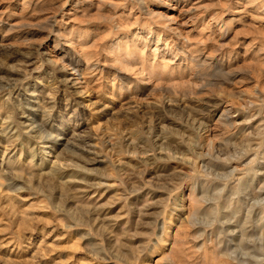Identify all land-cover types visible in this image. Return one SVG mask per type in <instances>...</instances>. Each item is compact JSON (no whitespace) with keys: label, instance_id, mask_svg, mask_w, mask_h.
<instances>
[{"label":"rangeland","instance_id":"obj_1","mask_svg":"<svg viewBox=\"0 0 264 264\" xmlns=\"http://www.w3.org/2000/svg\"><path fill=\"white\" fill-rule=\"evenodd\" d=\"M157 263L264 264V0H0V264Z\"/></svg>","mask_w":264,"mask_h":264},{"label":"bare ground","instance_id":"obj_2","mask_svg":"<svg viewBox=\"0 0 264 264\" xmlns=\"http://www.w3.org/2000/svg\"><path fill=\"white\" fill-rule=\"evenodd\" d=\"M153 15H155L156 14V12H154V13H152ZM175 29V32H177V33H180L181 32V29H180V27L179 26H177V27H175L174 28ZM77 71V70H76ZM86 138H88V137H86V136H80L79 138H76V139H74V140H67V141H65V142H61L62 144H65V146H66V150H67V155H70V154H73L72 152H75V149H82V150H85L86 152H91V151H88L87 149H85V147H83L82 146V143L80 144V141L79 140H85ZM49 139V138H48ZM58 139V138H57ZM56 139V140H57ZM45 140H47V139H45ZM59 141H61V140H63V138L61 137V138H59L58 139ZM64 147V146H63ZM63 151V150H62ZM98 162V160L97 159H95V158H93L92 159V162ZM248 261L249 259L248 258H246V259H244L243 261ZM242 261V262H243ZM158 264V263H157Z\"/></svg>","mask_w":264,"mask_h":264}]
</instances>
